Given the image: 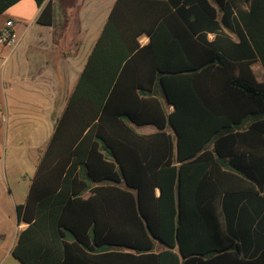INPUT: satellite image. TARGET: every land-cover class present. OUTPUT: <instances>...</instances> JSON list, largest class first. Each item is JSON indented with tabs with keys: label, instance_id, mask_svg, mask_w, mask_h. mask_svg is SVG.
<instances>
[{
	"label": "trees",
	"instance_id": "trees-1",
	"mask_svg": "<svg viewBox=\"0 0 264 264\" xmlns=\"http://www.w3.org/2000/svg\"><path fill=\"white\" fill-rule=\"evenodd\" d=\"M17 1L0 0V12ZM35 1L50 25L75 0ZM257 62L264 0H116L16 206L26 225L12 255L264 264ZM148 124L156 130H136Z\"/></svg>",
	"mask_w": 264,
	"mask_h": 264
},
{
	"label": "crops",
	"instance_id": "crops-1",
	"mask_svg": "<svg viewBox=\"0 0 264 264\" xmlns=\"http://www.w3.org/2000/svg\"><path fill=\"white\" fill-rule=\"evenodd\" d=\"M115 1L75 0L65 17L57 13L50 25L36 21L41 7L35 0H18L0 12V28L12 18L18 39L13 49L0 51V264H22L11 252L26 225L18 220L16 206L26 200L56 121ZM136 130L156 129L148 124Z\"/></svg>",
	"mask_w": 264,
	"mask_h": 264
},
{
	"label": "built area",
	"instance_id": "built-area-1",
	"mask_svg": "<svg viewBox=\"0 0 264 264\" xmlns=\"http://www.w3.org/2000/svg\"><path fill=\"white\" fill-rule=\"evenodd\" d=\"M13 24V19L9 17L5 21L4 26L0 28V51L3 47L13 49L18 42V39L14 35Z\"/></svg>",
	"mask_w": 264,
	"mask_h": 264
},
{
	"label": "rangeland",
	"instance_id": "rangeland-1",
	"mask_svg": "<svg viewBox=\"0 0 264 264\" xmlns=\"http://www.w3.org/2000/svg\"><path fill=\"white\" fill-rule=\"evenodd\" d=\"M2 55V54H1ZM2 61V57H0V62ZM256 66H254L255 68ZM256 74L257 76H259L260 78L264 77V72L262 71V67L260 65H257L256 67ZM142 128H151V126H145Z\"/></svg>",
	"mask_w": 264,
	"mask_h": 264
}]
</instances>
